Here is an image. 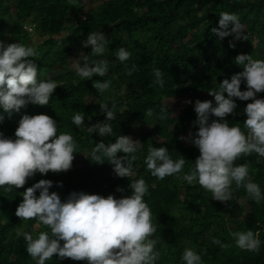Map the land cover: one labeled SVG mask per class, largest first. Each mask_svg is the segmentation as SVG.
I'll use <instances>...</instances> for the list:
<instances>
[{"label": "trees", "instance_id": "16d2710c", "mask_svg": "<svg viewBox=\"0 0 264 264\" xmlns=\"http://www.w3.org/2000/svg\"><path fill=\"white\" fill-rule=\"evenodd\" d=\"M14 1L13 8L9 0H0V39L35 47L39 56L32 59L40 70L38 78L55 80L58 86L47 105L29 103L11 114L0 109V115L4 116L0 131L15 138L24 114H48L58 122V132L73 135L78 152L67 171L37 172L18 189L0 187V264H36L17 230L38 235L50 229L38 225L35 219L18 217L16 209L23 200L22 192L40 179H51L54 184L50 191L58 192L66 200L73 191L121 198L131 195V180L140 178L149 187L144 199L157 226L153 234L160 251L157 264H183L182 254L189 247L201 255L202 264H264V201L251 199L244 187L237 188L235 184L231 201H218L198 182L189 184L176 176L164 180L152 176L144 162L149 149L144 139L149 136L150 142L167 147L173 159L183 156L184 171L192 168L200 155L199 149L181 137L198 131L199 125L194 123L195 102L214 101L210 91L243 70L235 63L239 54L264 59V0ZM224 11L238 15L248 27L245 32L248 39L234 40V36L221 39L215 34L213 28L219 27V14ZM100 30L109 39V45L104 56L96 58L107 59L109 71L104 77L82 79L75 71L81 49H74V45L83 44L90 32ZM62 32H66L69 46L56 38ZM34 33L43 38L41 45L34 42ZM230 41H234L235 47L230 46ZM120 47L132 53L128 67L116 56ZM81 52L91 55L92 46ZM156 68L163 72V87L155 82ZM123 74L129 79L118 81ZM109 79L110 90L101 96L93 80ZM241 90H246V84L242 83ZM258 97L264 98V92L258 93ZM234 99L238 107L226 119L246 131L244 109L252 100ZM104 103L116 106V119L112 121L115 136L89 133L87 127L81 130L73 123L72 117L77 112L85 117L86 126L106 121L100 105ZM166 106L167 110L162 112ZM185 111L188 114L184 116ZM129 132H136V140L143 147L133 161V175L119 177L111 163L95 162L91 151L96 143H113L117 136ZM236 163H247L250 178L264 191V158L252 153L241 156ZM248 229L260 234L259 252L240 249L231 235ZM213 237L221 244L214 243ZM46 264H88V261L61 259L54 254Z\"/></svg>", "mask_w": 264, "mask_h": 264}, {"label": "clouds", "instance_id": "9594fccd", "mask_svg": "<svg viewBox=\"0 0 264 264\" xmlns=\"http://www.w3.org/2000/svg\"><path fill=\"white\" fill-rule=\"evenodd\" d=\"M219 27L213 31L221 39L234 36V40L248 39L245 25L238 15L227 11L219 14ZM84 47L92 46L91 55L81 53L75 61V71L82 79L98 75L104 77L109 71V61L103 57L109 39L100 31L90 32L83 41ZM230 46L235 47L234 41ZM39 52L33 46L21 42L8 43L0 39V109L11 114L19 112L29 103L47 105L57 82L52 79H39L35 59ZM122 63L129 61L132 53L120 47L116 53ZM83 61V63H81ZM235 63L243 70L225 78L217 90L210 91L213 100L195 102L198 131L190 133L187 139L198 147L200 155L192 168L184 171L186 159L182 156L173 159L167 147L149 146L144 157L151 175L160 180L176 176L189 184L198 182L211 198L227 202L233 196V184L244 187L248 196L257 202L264 201L261 185L250 178L247 163L237 164L238 158L256 153L264 158V59H254L249 54H239ZM131 70H129V74ZM156 83L161 87L165 82L160 68L154 69ZM242 83L246 90H241ZM112 81L93 80L94 87L103 96L110 90ZM227 93V95H225ZM247 103V115L242 130L239 124H230L228 114L237 109L236 99ZM188 103H191L189 100ZM107 120L95 124H85V117L77 112L73 123L81 130L87 127L89 133L98 132L101 136H115L112 121L116 119V106L100 104ZM168 106L161 111H166ZM151 114V110H149ZM215 116L217 119H212ZM4 116L0 115V122ZM143 144L128 135H119L115 142L96 143L91 151L95 162L105 161L113 165L119 177L133 175V161ZM77 143L70 132H58V122L48 114H24L15 130V138L7 137L0 131V187L20 188L29 177L37 172L47 174L71 169ZM123 152L125 155H118ZM62 183V182H61ZM54 182L40 179L22 192L23 200L16 209V215L24 220L35 219L38 225L47 226L50 231H40L33 235L30 231L18 229L17 235L26 241V250L36 264H46L54 254L61 259L87 260L88 264H157L160 251L153 234L157 226L152 211L144 197L149 187L143 178L131 180V195L117 198L110 194L73 191L62 200L56 191H50ZM120 192L124 188L117 189ZM39 191V195H37ZM237 247L259 252L261 239L259 232L252 229L232 232ZM63 241V244H61ZM213 242L221 241L213 237ZM227 245H222L226 247ZM183 264H202L201 255L193 248H186L182 254Z\"/></svg>", "mask_w": 264, "mask_h": 264}, {"label": "rangeland", "instance_id": "374dc122", "mask_svg": "<svg viewBox=\"0 0 264 264\" xmlns=\"http://www.w3.org/2000/svg\"><path fill=\"white\" fill-rule=\"evenodd\" d=\"M16 2L14 1V0H9V4H10V6L11 7H15V4ZM245 28H246V30H245V32L247 31V29H248V27L245 25ZM64 37V38H63ZM33 38H34V42L35 43H39L40 45H41V42H42V37L41 36H39V35H37V34H33ZM56 38H58V39H60V40H62L61 42L62 43H67V41H68V38H66V32H62L61 34H59V35H57V37ZM67 45L69 46V43H67ZM77 48H79V49H81V51H84L85 49H86V47H84V45L83 44H76V45H74V49H77ZM79 52V53H82V52ZM130 64V60L129 61H126L125 62V67H128V65ZM127 79H129V76L127 75V74H123V75H120V76H118V81H120V82H125ZM188 114V111H185V112H183V115L185 116V115H187ZM127 135L128 136H131L134 140H136V138H137V135H136V132H133V133H127ZM144 142H145V144L147 145V147L149 148V146H156V147H161V146H163V145H158V144H156V143H153V142H150L149 141V136H147L145 139H144Z\"/></svg>", "mask_w": 264, "mask_h": 264}]
</instances>
